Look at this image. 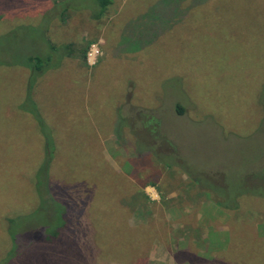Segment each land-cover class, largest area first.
<instances>
[{"label":"rangeland","instance_id":"374dc122","mask_svg":"<svg viewBox=\"0 0 264 264\" xmlns=\"http://www.w3.org/2000/svg\"><path fill=\"white\" fill-rule=\"evenodd\" d=\"M97 8L0 0V264H264V0Z\"/></svg>","mask_w":264,"mask_h":264},{"label":"trees","instance_id":"16d2710c","mask_svg":"<svg viewBox=\"0 0 264 264\" xmlns=\"http://www.w3.org/2000/svg\"><path fill=\"white\" fill-rule=\"evenodd\" d=\"M97 2V13L94 14L95 18L98 20L99 18H101L105 11L110 7V5L112 4V0H96ZM95 11V12H96ZM52 45H50V50L51 52H62V48L61 47H51ZM69 47V45H67ZM88 49V45L83 48L81 50V57L84 60V62L86 63V52ZM65 50L66 47H65ZM69 50L71 51L70 47ZM62 55V54H61ZM27 62L28 64L26 65L27 68L29 69V71L32 73V79L30 81V84L32 82H34V77H38L40 73H42L45 69L46 64L50 61V56L47 55H40L39 52H28L27 54ZM177 111L180 113L182 111L180 106H177ZM37 191H39V196L41 199H43L44 201L48 202L49 204H51V208H50V216L48 217L49 223L52 222V224H50V226L46 227L44 234L46 235L43 238V242L45 244H53V243H57L58 241H60L62 234L65 233L66 231V227H67V221L65 218V214H66V206L63 205L61 202H59L56 198H54L51 193L50 190L48 189V185L46 188V191H42L38 184H37ZM48 198V199H47ZM11 222V221H10ZM11 224V232H12V227L13 224L12 222ZM63 232V233H62ZM12 237L14 238V236L12 235ZM122 242V241H121ZM121 242L119 241V245H121ZM136 245V244H135ZM12 251V250H11ZM12 253V252H11Z\"/></svg>","mask_w":264,"mask_h":264}]
</instances>
